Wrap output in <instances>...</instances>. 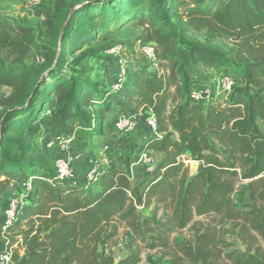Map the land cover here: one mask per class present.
<instances>
[{
    "label": "trees",
    "instance_id": "16d2710c",
    "mask_svg": "<svg viewBox=\"0 0 264 264\" xmlns=\"http://www.w3.org/2000/svg\"><path fill=\"white\" fill-rule=\"evenodd\" d=\"M116 2L55 0L47 27L0 10V52L13 56L10 64L0 57V87L10 90L0 98V204L8 200V209L30 178L33 187L10 225L3 211L0 248L12 252V264H142L141 245L164 251L170 259L164 264H264V0H208L179 9L181 26L232 43L233 60L185 44L172 25L142 18L147 27L138 41L154 44L156 59L128 70L119 89L81 66V52L115 21ZM199 66L235 79L225 104L191 99L187 72ZM113 108L136 116L142 127L155 116L161 135L148 136L140 149L163 158L149 177L132 184L134 151L123 169L111 160L99 165L90 186L86 173L83 181L60 180L19 156L24 136L38 137L44 118L58 121L56 140L74 139L81 128L96 137ZM185 154L200 163L192 180ZM152 206L150 215L139 211ZM120 227L138 245L116 262L100 245ZM188 228L190 240L171 239Z\"/></svg>",
    "mask_w": 264,
    "mask_h": 264
},
{
    "label": "rangeland",
    "instance_id": "374dc122",
    "mask_svg": "<svg viewBox=\"0 0 264 264\" xmlns=\"http://www.w3.org/2000/svg\"><path fill=\"white\" fill-rule=\"evenodd\" d=\"M74 1L80 3L84 0ZM207 1L208 0H117L115 6L118 7V11L115 21H113L109 27L101 31L96 40L86 46L81 52L86 58L81 66L92 69V77L95 81L102 84L105 83V85L110 84L114 88V84L119 75L120 61L125 64L128 70H137L139 67L145 65L146 62H152L145 53V49L148 45L142 46L138 41L139 36L142 35L147 27L141 25L140 21L142 18L148 19L149 23H152L156 27L166 26V24L172 25L176 27L178 31V39L185 44L210 47L221 56L233 60L235 46L228 40L223 38H218L216 40L210 39L205 32L192 31L181 26L180 22H178L179 9L186 5L203 7ZM78 7H80V5L76 8ZM0 10L15 16H29L39 22L43 27H47L53 20L51 16L54 17L55 15V0H49L45 5L43 4L41 6L33 5L32 0H0ZM46 11L48 12L46 13ZM164 11H166V13L163 15ZM99 22L100 20L96 21V23ZM116 47L121 49L118 56L111 54L112 49ZM0 57L7 64L13 61V56L10 54L9 50L0 52ZM39 59L40 58L37 57L33 59L32 62H39ZM98 65H101L102 70L97 68ZM156 68L157 67H154V69ZM162 69L163 67H158V70ZM186 70L188 71L187 67H185V71ZM67 71L68 70H66V72ZM187 73L189 83L193 89L200 88L204 84L214 87L219 80V73L207 66H199L194 70H189ZM9 94V89L0 87V98ZM219 97L221 98V96ZM113 120L114 119H109L103 131L96 137H91L84 128L78 129L79 135L76 137V140L71 139V142L68 143V140L61 141L52 137L58 121L44 118L42 120V131L38 137L30 138L27 135L24 136L26 145L19 156L27 161L34 162L43 170L52 173H56L55 163L58 159L71 160L72 168H74L73 171L79 180L84 179V175L88 173L92 162L98 165H107L111 160L112 163L123 166L124 160L130 151H134L136 154L133 163L139 161L143 152L140 149L141 137L151 132L145 126L142 127L137 124L132 130L118 131L115 128L117 120L115 122H113ZM184 158L188 160L186 162L187 164L194 161L188 154H185ZM244 185L245 183L240 185L241 188L237 192V197L242 195ZM23 191L24 189L22 186L14 194V197L19 196ZM7 205L8 200L0 204V221H2L3 211L6 209ZM139 211L144 215H150L153 212V206L147 209L140 207ZM204 220V218L199 219V221ZM193 235L194 231L188 228L184 231L172 234L171 239L186 241L190 240ZM120 244L123 246H120ZM136 245L138 244L131 242V237L127 229L120 227L118 235L108 243L101 244L100 250L106 255L112 256L115 261L118 262L129 255ZM141 246L143 247L142 264H152L154 262H161V264H164L170 261V259L164 255L166 254L164 251L160 249L150 250L143 245Z\"/></svg>",
    "mask_w": 264,
    "mask_h": 264
},
{
    "label": "built area",
    "instance_id": "2783aa9c",
    "mask_svg": "<svg viewBox=\"0 0 264 264\" xmlns=\"http://www.w3.org/2000/svg\"><path fill=\"white\" fill-rule=\"evenodd\" d=\"M49 2V0H32L33 5H43ZM121 49L119 47L113 48L111 51L112 55L118 56ZM145 53L149 60L153 61L156 59V46L154 44H149ZM128 69L121 61L119 63L118 78L114 84V89H119L121 85L125 82ZM163 73V72H162ZM236 86L235 79L230 75L219 76L218 82L212 87L211 85L204 84L200 88L191 91L190 96L194 102L210 104L214 102H220L225 104L230 96L232 95L233 89ZM217 98H216V97ZM221 96V98L219 97ZM136 125V116H123L120 117L115 124V128L118 131H128L132 130ZM145 126L153 133L155 136H160L161 133L158 129V124L154 115L150 114L146 120ZM71 142V139L67 141ZM153 162L150 152L143 151L140 157V163L146 166L147 173L153 171ZM57 177L60 180H75L76 174L74 173V168H72L71 160L58 159L55 163ZM99 177V165L92 162L91 168L87 173L86 182L87 186H90L97 182ZM32 179L27 180L23 185V193L17 197L12 198L8 209L5 211V223L10 225L16 215V211L19 207L26 205L30 200V194L32 191ZM140 209V208H139ZM6 227L4 228V230ZM120 246H123L120 244ZM0 264H12V252L7 250H2L0 248Z\"/></svg>",
    "mask_w": 264,
    "mask_h": 264
},
{
    "label": "crops",
    "instance_id": "0c3cea01",
    "mask_svg": "<svg viewBox=\"0 0 264 264\" xmlns=\"http://www.w3.org/2000/svg\"><path fill=\"white\" fill-rule=\"evenodd\" d=\"M48 11H46V13H47ZM53 16H51V19H53L52 18ZM51 19H50V21H51ZM147 63H149V62H146V64ZM154 67H157V64H153L152 65V68H151V70L152 71H155L156 69H154ZM97 68H100V70H102V68H101V65L99 66L98 65V67ZM97 74H99V73H97ZM103 85H105V83L103 84ZM105 86H107V87H112V85H105ZM124 114L121 112V111H119V109H117V108H113L112 109V111H111V113L108 115V119H107V121H106V124L105 125H107V123L109 122V119H114L113 120V122H115L117 119H119V117H122ZM118 117V118H117ZM79 135V132H77L76 133V135H75V137H74V139L73 140H76V137ZM150 135H153V134H151V133H147L146 135H144V136H142L141 137V145L144 143V141H145V139L148 137V136H150ZM73 142V141H72ZM150 155H151V158L154 160V162H153V168H155V166L162 160V158H163V155L162 154H160V153H157V152H150ZM135 158H136V154H134V156H133V160H135ZM133 162V161H132ZM107 165H109V162H108V164ZM142 164L140 163V160L139 161H135L133 164H132V169H131V172H132V177H133V179L134 180H136V179H139V178H142V177H149V174L147 173V168H146V166H144V165H142ZM119 168L120 169H123L124 168V165L123 166H120L119 165ZM29 203V202H28ZM8 204H9V201H8ZM6 209H7V207H6Z\"/></svg>",
    "mask_w": 264,
    "mask_h": 264
},
{
    "label": "water",
    "instance_id": "95a60500",
    "mask_svg": "<svg viewBox=\"0 0 264 264\" xmlns=\"http://www.w3.org/2000/svg\"><path fill=\"white\" fill-rule=\"evenodd\" d=\"M200 163L198 161L190 162V172H189V179L192 180L198 173ZM132 184H135V180H132Z\"/></svg>",
    "mask_w": 264,
    "mask_h": 264
}]
</instances>
